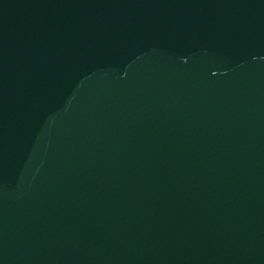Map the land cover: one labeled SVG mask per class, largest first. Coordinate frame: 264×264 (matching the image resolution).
Returning <instances> with one entry per match:
<instances>
[{"label": "water", "instance_id": "obj_1", "mask_svg": "<svg viewBox=\"0 0 264 264\" xmlns=\"http://www.w3.org/2000/svg\"><path fill=\"white\" fill-rule=\"evenodd\" d=\"M0 264H264V0H0Z\"/></svg>", "mask_w": 264, "mask_h": 264}]
</instances>
